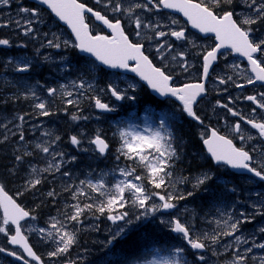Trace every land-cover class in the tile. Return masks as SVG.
<instances>
[{
  "label": "snow or ice",
  "instance_id": "6c2138e0",
  "mask_svg": "<svg viewBox=\"0 0 264 264\" xmlns=\"http://www.w3.org/2000/svg\"><path fill=\"white\" fill-rule=\"evenodd\" d=\"M233 0H200V2H194V0H148V3L140 4L135 3L129 5L127 8L116 0H107L105 7L111 8L113 13L123 12L135 25L137 29L135 35L139 37L141 32L143 21L139 16L135 15L136 9H146L151 11L149 3L154 4L155 8L159 9H175L183 13L185 17L191 22L192 26L199 29L202 33H214L215 38L218 41L216 46L210 51H207L203 56V72L202 82L187 83L182 86H172L173 76L165 71V68L156 67L152 61L145 55L141 43H133L125 33L124 25L120 19H116L115 22L108 19V17L102 14L100 11H94L93 8L88 7L86 4L81 3L80 0H38L39 4L47 5L52 13L55 14L59 20L67 24L72 33L75 35L76 43L72 46L78 48L82 52L91 54L95 57L96 61L108 66L109 68H129V61H135V67H131L132 72L138 73L141 78L151 86L161 96L175 97L182 103L183 111L188 116L194 118L203 124V121L196 115L194 105L197 102V98L201 97L206 92L205 83L209 75V69L212 64L217 60L218 54L221 53V49H230L235 53L240 54L247 59L250 65V73L247 77V84H255L261 82L264 84V36L256 37L252 25L258 24L264 21V0H244L247 8L251 11L243 15L239 22L237 18H234L233 11H224L218 15L215 11L216 8L222 4H231ZM97 4L101 3V0H96ZM0 5H10V0H0ZM19 11L25 14L24 23L21 24L20 20L15 21L16 25L21 28L24 35L32 33L35 35L34 23L39 22L40 11L38 8L21 7ZM85 13H91L96 20L101 21L108 29H111V35H93L90 31L89 24L86 23ZM176 23V21H173ZM7 24H0V27H6ZM145 28H151L157 38L165 36L175 37L177 40L187 39L185 37L184 30L176 31L170 30L169 32L157 31L160 27L159 24H143ZM47 35V34H45ZM47 40V45L59 49L63 46H69V41L59 40V37ZM167 43V41H165ZM165 43L158 45L157 51L164 48ZM0 46L11 47L8 39H0ZM171 50V45L168 46V51ZM179 57L183 58L184 53H178ZM164 54L161 53L160 59L163 60ZM173 56L172 59H176ZM47 59V58H45ZM8 63H12L11 59ZM181 67L187 71L188 64L185 62ZM236 67V66H233ZM32 64L27 60H18L15 64V71L19 73H27L31 70ZM95 71L93 64L85 62L83 69L80 72L82 79L72 80L68 84H61L59 88L50 87L47 88V94L49 97L62 98L66 106H76L79 108V98L84 95V91L92 89V82L87 79L86 73H92ZM231 80V77H228ZM221 84H225L228 81L220 78ZM237 87L243 88L245 85L237 84ZM28 88V92L22 93L24 99L34 98L38 100V103L34 104V108L39 110L40 116H51L54 113L49 110L47 101L40 100L36 92L29 85H25ZM134 87V86H130ZM71 88L72 90H69ZM108 90L111 95L117 100L122 101L126 97L131 100H135V96H127V90H120L118 87L109 85ZM260 99L257 96L250 95L245 97L247 100L254 102L260 109H264V93H259ZM94 100L96 108L105 112H111L114 109L110 108L109 104L101 101L99 97H91ZM228 108L227 104L221 105ZM228 111L234 116H240L241 114L228 108ZM256 109H253L255 112ZM21 122L24 121V116L17 117ZM82 117L73 114L72 119L78 120ZM87 119V117H83ZM171 121H175V117L169 118ZM242 120H246V123L251 125L252 128L258 130L260 138H264V122H259L254 119H246L241 116ZM6 127V125H4ZM160 129H166L162 132L159 129L147 128L145 131H136L130 128L120 129V147L117 149L119 155L117 160L123 156L126 160H130L139 165L146 173L147 176L137 174L136 167L119 168L118 172L119 180H115L111 186H109L106 177L108 173H101L99 177L93 181L92 179H85L80 181V186L69 185L64 190L72 192V199L77 201L75 204L68 205L72 209L69 214L64 212V216L67 221L82 223L81 217L85 212L91 213L93 216L107 214V219L116 225V229L106 242V246H114L115 242L121 239H127L128 235L136 230L133 229L134 224L143 226L150 221V218L155 216L156 213L168 212L171 219L165 220L160 218V223L167 225L171 232L179 234L187 245L192 250H198L200 252L207 251L209 248L213 249V255L217 253L214 250L215 245L220 244L223 237H234L230 244L225 245L227 250L230 247H235L234 258L232 264H246L249 259L248 253L253 251V248L264 249V243H255L253 240L252 246L245 248L244 252L240 254L241 244H247L249 241L243 235H236L240 231V226L243 223L251 222L248 217L244 216V213H240L241 218H235L232 216L231 211L227 213H221L222 216H226L224 219H215L213 222L217 225L219 230H213L211 233L207 231L197 232L195 230V217L194 210H190L187 207L184 212L191 211V219L182 222L180 217L171 210L178 209L179 202L187 200L192 197L194 192H187V194L180 192L176 188L177 183H187V177H181L178 180H173L172 169L175 168L176 162L180 159V154L176 148L177 135L175 130L171 127V124L166 125L165 119L160 120ZM240 123L234 125L233 131L240 132ZM147 133V134H146ZM43 135L50 136V132H44ZM242 141L246 139L244 135L239 137ZM7 139V136L4 137ZM20 139L23 140V133H20ZM60 137L56 136L53 141L46 142L45 144H37L36 147L45 154L52 157L48 161V166L40 169L41 173H56L60 172L61 168L76 160V157H71L69 160H65V154L60 151L53 150L56 141H59ZM248 140L253 137H247ZM71 143L75 146L81 144V140L77 136L70 137ZM89 143L95 145V151L100 155L107 154L109 150V143L106 139L102 138L99 132L94 138L89 140ZM204 145L207 146L208 153L217 164H224L230 166L231 169L237 170L236 175L243 176L249 181L253 178H259L260 181H264V159L254 161L253 155L246 151L243 147H237L231 139L221 135L217 130L212 129L210 135L203 139ZM256 147L253 151H257ZM87 151V149H85ZM31 155V153H27ZM261 156L264 157V151H261ZM59 157V160L56 158ZM22 157L17 156V160H21ZM53 161H56L53 163ZM256 166H253V164ZM32 172L36 173L37 169L32 168ZM115 172V170H114ZM114 174V173H113ZM63 176L70 177V172H63ZM216 179L218 183H221L226 191L235 192L236 188L229 187L230 181L225 177H214L213 174L204 172L195 178V182L192 187L199 190L201 186L208 184L211 180ZM147 179V183L152 188L160 189L161 191H151L145 187L143 182ZM42 180L37 177L28 181V187L26 190L35 188L40 185ZM75 187V191L73 188ZM172 189L169 191V189ZM87 189V190H86ZM208 191V189H205ZM163 193V194H162ZM95 194V195H93ZM48 196L54 197L56 195L55 190L49 191ZM81 197L93 201L92 203H80ZM99 197V199H97ZM153 197H157L159 203L153 200ZM151 201V203H150ZM135 208L138 211L136 213H130L127 209ZM0 209L3 210L2 226H0V233L8 235L11 229L6 226H14V234L10 236L9 242L12 245H18L31 257L37 264H44V261L33 250L32 246L28 242V236L22 231L21 221L31 216L29 211H26L20 204L16 202L8 193L4 190L3 185H0ZM264 215V212L260 213ZM98 219L99 216H96ZM32 220L36 218L31 217ZM51 229L55 230V240L57 247L55 250L48 253V256L58 257L62 254H66L70 248L77 242L76 232L69 231L66 228L65 221H62L56 217L51 218ZM123 222V223H120ZM143 222V223H140ZM29 232L38 231L40 234L45 233L44 228L33 229L29 228ZM264 232V228L260 229ZM54 237L53 231H47L46 238L52 239ZM5 251L4 248H0V252ZM171 259H163L159 262H151V264H187L186 259L183 258L184 249L175 248ZM12 256H17L16 252L9 253ZM18 259L24 261V264H29V261L24 259L23 256H18ZM112 257H102L99 264H110ZM198 261L206 264L204 255H198L196 257ZM254 260H258L259 264H264V255L259 257H253ZM74 264V262H73Z\"/></svg>",
  "mask_w": 264,
  "mask_h": 264
},
{
  "label": "flooded vegetation",
  "instance_id": "af4514ba",
  "mask_svg": "<svg viewBox=\"0 0 264 264\" xmlns=\"http://www.w3.org/2000/svg\"><path fill=\"white\" fill-rule=\"evenodd\" d=\"M83 1L88 7L93 8L94 11H100L113 22H115L116 19H120L129 39L132 40L133 43L143 44L145 52L153 64L157 67L165 68V71L173 76L172 85L174 87L182 86L187 83L201 82L203 56L207 51H210L216 46L213 38H204L193 33L188 23L182 21L180 18L167 16L162 12L161 7L157 9L152 3H149L151 11L146 9H136L135 11V15L141 18L143 24H159L160 27L157 31L169 32L170 30H184L187 39L177 40L170 35L157 38L155 32L151 28H145L143 24L139 30L141 35L137 37L135 35L137 31L135 25L130 22L129 18L123 12L113 13L110 6L105 7L107 0H101L100 4H97L96 0ZM194 1L199 2L200 0ZM115 2L116 0H113V3ZM119 2L123 7L127 8L129 5L135 3H148V0H119ZM215 11L218 15L222 14L224 11H233L234 18H237L239 22V19L243 15L248 14L251 10L247 8L244 0H233L231 4H222L220 7L216 8ZM88 21L95 35H109L99 27L93 19L89 18ZM173 21H176V23H173ZM262 22L263 21L252 25L253 29L256 30L254 32L256 37L264 36V22ZM165 41H167V43H165ZM162 43H165V46L158 52L157 47ZM169 45H171L170 51H168ZM161 53L164 54L163 60L160 59ZM178 53H184V57H179L177 55ZM173 56L177 58L174 60L172 59ZM235 61L238 65L235 64ZM185 62L189 66L187 71L181 67ZM244 69H246V71ZM249 75L252 74L244 60L240 61V59L233 58L230 52L224 53L219 57L218 63L208 80L206 86L207 99L201 103L199 102L195 106V109L197 116L203 121V124L198 121L201 132L203 133V138H207L210 131L215 129L221 135L231 139L237 147H243L246 151H249L253 155L254 161H256L264 159V157L261 156V151H264V138H260L258 130L247 124L246 120H242L241 116L246 119L264 122V109H260L254 102L245 98L250 95H255L257 99H260L259 93H264V84L261 82L247 84L246 80ZM228 77H231V80H228ZM220 78L228 82L221 84L219 82ZM237 84H243L245 86L240 88L236 86ZM224 104H227L228 108L233 109L241 115H232L228 111V108L221 106ZM254 108L256 109L255 112H253ZM236 123H240L241 130L239 133L233 131ZM240 135H244L246 139L242 141L239 138ZM249 136L253 137V139L248 140L247 137ZM254 147L258 149L255 152L253 151ZM186 166L191 165L188 164ZM253 166H256V164L254 163ZM31 176L34 177V175ZM254 198L264 203V194H255ZM262 212H264V207L256 204H249L247 211L244 212V216L248 217L251 222L243 223L240 226V231L236 233V235H243L245 238L250 236V245H252L253 240L257 244L264 243V232L260 231L261 228H264V218H262L260 214ZM238 217H240V214H238ZM244 225L247 226V231H242ZM253 250L254 251L249 257V264H258V260H254L253 257H259L264 254V249L254 248Z\"/></svg>",
  "mask_w": 264,
  "mask_h": 264
},
{
  "label": "trees",
  "instance_id": "16d2710c",
  "mask_svg": "<svg viewBox=\"0 0 264 264\" xmlns=\"http://www.w3.org/2000/svg\"><path fill=\"white\" fill-rule=\"evenodd\" d=\"M7 48H4L2 46H0V60L2 61V56L7 54ZM2 54V55H1ZM0 65H2L0 63ZM6 64H4L3 66H5ZM191 144L193 145V147H195L197 144H195V138L191 137L190 139ZM205 169H207V171L211 170L213 171L211 174H215L216 170L213 168V166H207ZM190 170H192L193 172L198 170V166H190ZM188 174V173H187ZM186 174V175H187ZM217 175L219 176V172H216V174L214 175V177H217ZM213 180H216L215 178ZM211 183V182H209ZM195 194L191 197L194 199L195 203H198V199L199 197L202 195V191L201 190H194L193 191ZM169 241V237L168 235H166L164 232L159 231L156 227L151 226V225H145L143 226L142 230L140 231V233H137L127 237V239H124L121 241H119L117 244L121 243V245H123L124 249L123 250L120 246L118 245H114L112 246L113 251H111L110 249H107L106 252L104 251H98L96 250L93 255L91 256L89 262L87 264L93 263V264H99V261L101 260L102 257H106V253H109L111 256H114L117 251L122 252L121 256L117 255L116 258H118L120 256V258L118 259H112L110 261V264H116L120 259V261H131L132 259L135 260L134 257L135 254L139 251V254L144 255V251L146 250V248H155L156 246L158 247H163L164 243H168ZM136 247V248H135ZM139 247V248H137ZM136 249V250H135ZM139 249V250H138ZM131 252H136L135 254L131 253ZM127 254V259L125 260V256ZM148 254L145 252V257H147ZM138 257V256H137Z\"/></svg>",
  "mask_w": 264,
  "mask_h": 264
},
{
  "label": "rangeland",
  "instance_id": "374dc122",
  "mask_svg": "<svg viewBox=\"0 0 264 264\" xmlns=\"http://www.w3.org/2000/svg\"><path fill=\"white\" fill-rule=\"evenodd\" d=\"M145 127H146V128H151V124H150L148 121H146V122H145ZM131 129L136 130V131H142L141 129H139V128L136 129V128H134V127H131ZM146 134H147V133H146ZM115 173H117V175L114 177V178H116V180H119V179L122 178V177H120L119 172H115ZM107 182H108V181H107ZM108 184H109V186H111L112 183L108 182ZM137 211H138V210L135 209V212H137ZM158 214H159V218H163V215H162V214H161V215H160V213H158ZM165 220H168V219L165 218ZM31 228H33V229H40L41 227H36V226H34V225H31ZM44 229L46 230L44 234H40L38 231H33V232H36L37 234L41 235L43 239L46 238V233H47V231H53V232H54V237H53L52 239H48V240L50 241L49 243L51 244V249H48V250H47V255H48L49 252L55 250V248L57 247V244H56V242H55V240H56L57 238L55 237V230L51 229L50 226H48L47 228H44ZM46 239H47V238H46ZM154 261H155V260L150 261V262H148V263H146V264H151V262H154ZM155 262H158V261L156 260Z\"/></svg>",
  "mask_w": 264,
  "mask_h": 264
},
{
  "label": "water",
  "instance_id": "95a60500",
  "mask_svg": "<svg viewBox=\"0 0 264 264\" xmlns=\"http://www.w3.org/2000/svg\"><path fill=\"white\" fill-rule=\"evenodd\" d=\"M36 1H38V0H36ZM44 6H46L47 7V5H44ZM48 8V7H47ZM49 9V8H48ZM50 10V9H49ZM51 11V10H50ZM54 14V13H53ZM55 15V14H54ZM58 18V17H57ZM59 19V18H58ZM61 21V20H60ZM62 23L63 24H65L63 21H62ZM65 25H67V24H65ZM68 26V25H67ZM69 27V26H68ZM70 28V27H69ZM71 29V28H70ZM72 31V30H71ZM74 34V33H73Z\"/></svg>",
  "mask_w": 264,
  "mask_h": 264
},
{
  "label": "bare ground",
  "instance_id": "6f19581e",
  "mask_svg": "<svg viewBox=\"0 0 264 264\" xmlns=\"http://www.w3.org/2000/svg\"><path fill=\"white\" fill-rule=\"evenodd\" d=\"M228 5H229V4H228ZM231 9H232V8H231ZM263 22H264V21H263ZM263 22H262V23H263ZM254 216H255V215H254ZM245 217H246V216H245ZM251 220H252V219H251ZM135 248H136V247H135ZM137 248H139V247H137ZM135 250H136V249H135ZM138 250H139V249H138ZM131 253L133 254L134 252H131ZM135 253H136V252H135ZM135 253H134V254H135ZM138 253H139V251H138ZM136 254H137V253H136ZM136 254H135V255H136ZM134 257H137V256H134Z\"/></svg>",
  "mask_w": 264,
  "mask_h": 264
}]
</instances>
